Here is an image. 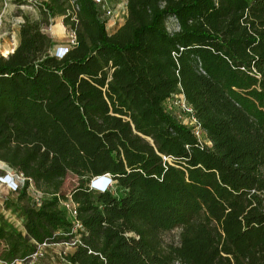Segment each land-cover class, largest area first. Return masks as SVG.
Instances as JSON below:
<instances>
[{
    "label": "trees",
    "instance_id": "16d2710c",
    "mask_svg": "<svg viewBox=\"0 0 264 264\" xmlns=\"http://www.w3.org/2000/svg\"><path fill=\"white\" fill-rule=\"evenodd\" d=\"M77 2L62 58L43 13L0 55V161L24 176L19 199L30 184L49 195L19 207L23 230L0 215V258L76 233L72 264H264V0H126L112 32ZM179 93L210 145L167 108ZM105 173L113 186L91 189Z\"/></svg>",
    "mask_w": 264,
    "mask_h": 264
},
{
    "label": "built area",
    "instance_id": "2783aa9c",
    "mask_svg": "<svg viewBox=\"0 0 264 264\" xmlns=\"http://www.w3.org/2000/svg\"><path fill=\"white\" fill-rule=\"evenodd\" d=\"M8 1L21 2L22 4L19 5L20 7H26L32 10L34 9L37 10L39 8H42V11L41 9L38 10L39 16H41V14L43 13L44 16L50 18L53 16L52 14H55L52 13V11L49 10L47 7H46L47 9L45 8V6L48 3L47 2L48 0H8ZM92 1L99 6V17L104 20L105 26L107 25L108 27H112L117 23V20L120 19L122 15L125 17L127 14L126 0H123V5L119 2L122 0H114L115 2H111V0H92ZM58 6L60 7V11L57 12L56 15H60L68 19V23H66L65 25L68 27L69 33L65 41L61 42L60 45H56V46L53 45V47L51 48L52 49L51 54L57 58H62L65 55V53L68 51V49L72 48L77 43V38L74 28H71L70 25L77 24L80 7L77 0H58ZM1 17H2V13H0V22H1ZM169 21L171 22V26L168 27L169 31L171 32L177 31L179 29L177 20L175 18H172ZM20 22L22 23L23 21ZM167 108L177 117L179 121L191 127L193 134L196 136V138L201 144L210 145V142L205 137V134L201 129L200 123L198 122L196 116L194 115L193 108L191 107L190 104L187 103L183 94L179 93L170 97L167 100ZM184 118H186L185 122L183 121ZM12 177H14L15 180ZM16 177L18 179L20 178V180H16ZM16 177L14 174L11 175L5 174L1 176V179L4 180L2 181L4 183L10 182L12 185H14L15 187L12 188L14 191L15 188L18 185H21L24 180L22 174L20 175V177H18V175H16ZM101 182L102 180L97 181V183H101ZM36 200L38 201V199ZM61 204L68 213V216L75 223L70 232L73 233L75 231V228L79 225V221L77 220V203H75L70 197V195H68L66 199L61 200ZM65 235H68V232L65 233ZM78 236L80 237L79 234ZM55 237L56 235L54 234L51 239L50 238L45 239L43 242L37 243L35 250L24 257H16L10 260L0 258V264H32L35 260L44 257L46 253H48V250L53 251L57 248L60 249V256L63 258V260H65L67 264H72L66 259V255L68 252L72 251L71 249H73L76 243L79 242V237H77L72 242L70 241V238L53 240V238ZM69 245L72 246L71 249H69Z\"/></svg>",
    "mask_w": 264,
    "mask_h": 264
},
{
    "label": "rangeland",
    "instance_id": "374dc122",
    "mask_svg": "<svg viewBox=\"0 0 264 264\" xmlns=\"http://www.w3.org/2000/svg\"><path fill=\"white\" fill-rule=\"evenodd\" d=\"M5 1L0 0V13H2L0 22V55L3 56H6L8 55V53H11L19 41L18 29L19 24H21L20 21H24L23 15H28L37 20H41L40 17H42L43 15L42 14L41 16H39L38 11L40 9L42 10V8L32 10L26 7H20L19 5L22 4L21 2H9L8 0L6 2ZM47 2L49 3L50 0H48ZM111 2L115 1L111 0ZM119 2L123 5V0ZM56 13L52 14L53 16L50 18L43 15V17H47V19L42 21V30H44L55 41V46L60 45L61 42L65 41L69 33L68 27L65 25V17L56 15ZM123 21L124 16L122 15L120 19L117 20V23L115 25H113L112 27H108L106 25L105 28L108 32H112ZM58 22H60V24H56ZM167 25L168 27L171 26V22L168 21ZM54 26L56 30L54 29ZM50 52L52 53V49ZM185 119L186 118H184L183 120L184 122ZM16 172L15 170L9 168L6 163L0 161V215H2L3 218L7 221L13 223V225L18 229L23 230L21 210L19 207L22 204L30 202L32 199H38V201H40L41 199H44L49 195L46 193L47 190L44 187L38 188L36 187V185L30 184L29 188L27 189V196L22 198V200L19 199L17 193L14 192L12 189L15 186L12 185L10 182L4 183L2 182L4 180L1 179V176L5 174H14L15 177L16 175L20 177L22 173L19 171ZM22 177L24 176L22 175ZM16 180H20V178L18 179L16 177ZM76 182L77 177L71 173H68L63 179L61 185L62 191H64L68 195L71 188L76 184ZM7 206L10 207L8 208ZM178 234L179 228H174L170 231L165 232L163 234V239L167 243L176 244L178 242ZM77 237H79L78 234H72L70 237V241L72 242ZM71 248L72 246L69 245V249ZM32 264H67V262L63 260V258L60 256V249L57 248L53 251L48 250V253H46L44 257L35 260Z\"/></svg>",
    "mask_w": 264,
    "mask_h": 264
},
{
    "label": "clouds",
    "instance_id": "9594fccd",
    "mask_svg": "<svg viewBox=\"0 0 264 264\" xmlns=\"http://www.w3.org/2000/svg\"><path fill=\"white\" fill-rule=\"evenodd\" d=\"M98 180H102V182L97 183ZM88 185L91 189L97 191H106L107 189L113 186V179L109 173H105L103 175H99L92 178L89 181Z\"/></svg>",
    "mask_w": 264,
    "mask_h": 264
},
{
    "label": "bare ground",
    "instance_id": "6f19581e",
    "mask_svg": "<svg viewBox=\"0 0 264 264\" xmlns=\"http://www.w3.org/2000/svg\"><path fill=\"white\" fill-rule=\"evenodd\" d=\"M56 24H60V22H58V23H56ZM56 24H55V25H56ZM61 24H62V23H61ZM54 29H55V26H54ZM55 30H56V29H55ZM54 32H55V31H54ZM55 33H56V32H55Z\"/></svg>",
    "mask_w": 264,
    "mask_h": 264
}]
</instances>
